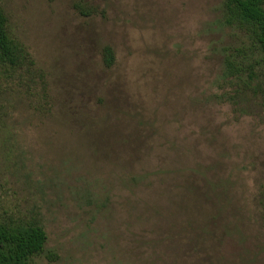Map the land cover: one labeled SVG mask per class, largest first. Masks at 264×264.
Returning a JSON list of instances; mask_svg holds the SVG:
<instances>
[{
    "label": "rangeland",
    "instance_id": "obj_1",
    "mask_svg": "<svg viewBox=\"0 0 264 264\" xmlns=\"http://www.w3.org/2000/svg\"><path fill=\"white\" fill-rule=\"evenodd\" d=\"M0 1L35 62L0 87V205L45 228L35 264H264L262 113L214 97L222 0Z\"/></svg>",
    "mask_w": 264,
    "mask_h": 264
},
{
    "label": "trees",
    "instance_id": "obj_2",
    "mask_svg": "<svg viewBox=\"0 0 264 264\" xmlns=\"http://www.w3.org/2000/svg\"><path fill=\"white\" fill-rule=\"evenodd\" d=\"M76 7L82 15L89 14L83 7ZM219 22L236 31L238 40L236 45L223 48L219 91L214 97L233 106L239 115L257 109L264 122V0H222ZM114 59L111 47L105 46V66L110 67ZM34 66L27 46L11 31L0 1V87L12 78L20 81L25 78L28 83L34 75ZM262 195L264 231V191ZM47 240V232L39 221L16 216L0 205V264H35L36 257L41 255L54 261L56 255L46 250Z\"/></svg>",
    "mask_w": 264,
    "mask_h": 264
}]
</instances>
